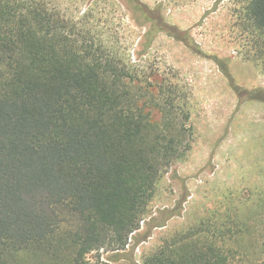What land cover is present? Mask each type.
I'll list each match as a JSON object with an SVG mask.
<instances>
[{
	"label": "trees",
	"instance_id": "16d2710c",
	"mask_svg": "<svg viewBox=\"0 0 264 264\" xmlns=\"http://www.w3.org/2000/svg\"><path fill=\"white\" fill-rule=\"evenodd\" d=\"M247 12L264 35V0ZM164 91L49 4L0 0V264H90L128 246L192 149L190 113ZM251 205L214 211L142 264H264V194Z\"/></svg>",
	"mask_w": 264,
	"mask_h": 264
},
{
	"label": "rangeland",
	"instance_id": "374dc122",
	"mask_svg": "<svg viewBox=\"0 0 264 264\" xmlns=\"http://www.w3.org/2000/svg\"><path fill=\"white\" fill-rule=\"evenodd\" d=\"M40 1L91 30L143 85L164 89L162 100L174 98L189 112L194 131L192 149L159 178L128 246L91 252L90 264H142L214 211L257 202L264 194V35L248 16L250 0Z\"/></svg>",
	"mask_w": 264,
	"mask_h": 264
}]
</instances>
